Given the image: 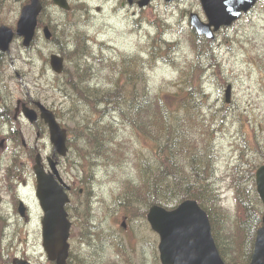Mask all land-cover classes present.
<instances>
[{
	"label": "rangeland",
	"instance_id": "obj_1",
	"mask_svg": "<svg viewBox=\"0 0 264 264\" xmlns=\"http://www.w3.org/2000/svg\"><path fill=\"white\" fill-rule=\"evenodd\" d=\"M25 2L0 0V25L15 27ZM69 2L74 10L65 12L53 0H45L48 10L42 14L41 21L48 23L55 33L52 40H46L40 28L31 47H24L22 40L16 39L10 54L2 53L0 97L4 99L10 94L14 104L17 99L31 95L53 109L71 134L72 130L76 134L81 131L79 127L93 126L98 118L92 106L91 110L84 101H79L75 90L66 82L76 67L87 72L83 82L77 80L81 88L107 91L113 89L116 77L113 67L124 58H136L140 73L147 65L150 93L161 89L174 92L181 68L197 59L192 38L204 41L205 50L209 47L211 50L201 60L206 68L201 106L209 122L216 119L212 123L216 171L213 183L223 214L215 225V234L225 240L238 231L239 192L250 195L256 209L264 212L255 178L257 168L264 163V0H259L233 25L221 29L211 45L190 24L191 12L206 19L200 0H153L145 8L128 0ZM84 35H90L87 46L81 42L88 57L72 54L64 72H55L50 65L51 54L69 55L60 46L70 45L68 51H73L77 40ZM159 38L172 45L168 57L150 62L148 59L154 54H160ZM228 84L233 86L229 104L225 102ZM138 87L144 89L141 81ZM106 120L115 122L117 132L113 141L105 145L104 156H97L85 137L71 135L73 145L69 155L60 158V175L70 186L71 200L67 204L73 220L70 263L161 264L159 235L149 225L147 213L143 216V205L122 204L130 194L131 184L141 180L139 164L153 156L152 143L140 139L130 126L120 121L117 113L110 112ZM8 136L12 137L3 140ZM22 138L29 149L23 145ZM53 148L43 121L33 125L20 117L11 126L0 120V264H12L15 257L30 259L35 264H55L42 248L43 211L35 193L34 171L37 152L47 163L46 156L52 154ZM238 164L241 171L237 170ZM236 171L240 181L234 180ZM252 172L253 177L249 176ZM239 184L241 189L237 187ZM20 198L31 208L29 220L28 214L22 216L19 212ZM6 217L13 225L4 230ZM253 229V225L247 227L242 241L236 240L233 251L227 253L228 258L234 255L239 258L243 250L247 252L249 248L244 246L256 237L259 226L254 233ZM239 264H245V259Z\"/></svg>",
	"mask_w": 264,
	"mask_h": 264
},
{
	"label": "trees",
	"instance_id": "obj_2",
	"mask_svg": "<svg viewBox=\"0 0 264 264\" xmlns=\"http://www.w3.org/2000/svg\"><path fill=\"white\" fill-rule=\"evenodd\" d=\"M192 40L197 51V59L181 68L180 77L175 81L177 89L174 92L161 89L151 94L147 87V65L142 67L140 73L136 58H124L113 67L112 71L114 73L116 71V77L113 89L107 91L90 89V87L81 88L77 80L83 82L87 72L76 67V72L68 76L66 82L75 90L79 101H84L91 110L93 108L92 112L98 118L93 126L79 127L81 131L76 134L72 130V136L85 137L92 146L93 152L99 157L104 156L107 151L105 145L113 141L117 132L114 127L115 122L106 118L110 112L117 113L120 121L130 126L140 139L152 143L153 153L152 157L143 159L139 164L140 182L135 183L136 185L128 182L131 184L130 194L122 204L129 207H135V203L142 204L143 216H146L147 209L152 204L174 207L185 199H196L208 211L216 242L228 264H239L242 259L248 264L255 242L254 236L244 246L246 249L249 248L247 252L243 250L239 258L235 255L228 258L227 253L233 251L236 240L239 243L242 241L241 236L245 235L249 225H253L255 230L261 225L264 212L261 208L256 209L250 195H240L239 192L238 231L229 234L225 240L222 237L220 240L215 234V225L219 224L218 218H223L221 199L213 183L216 171L213 168L215 158L212 149L214 136L212 123L215 124L216 119L209 122L204 117L201 106L204 98L201 86L206 71L201 60L203 55H208L211 47L205 50L204 41L201 42L194 37ZM157 41L160 54L159 56L154 54L148 59L150 62L168 57V49L172 46L170 43H165L162 38ZM206 41L211 45L210 40ZM81 42L83 39H78L74 51L85 50ZM62 46L60 48L65 51L67 46L65 48ZM67 57H72V53ZM140 81L144 85L142 91L138 87ZM70 144L72 146L73 141ZM237 174H239L237 171L233 174L234 180H239ZM249 176L253 177L254 172ZM237 187L241 189L240 184ZM70 260L72 259H69V264H71Z\"/></svg>",
	"mask_w": 264,
	"mask_h": 264
},
{
	"label": "water",
	"instance_id": "obj_3",
	"mask_svg": "<svg viewBox=\"0 0 264 264\" xmlns=\"http://www.w3.org/2000/svg\"><path fill=\"white\" fill-rule=\"evenodd\" d=\"M59 6L69 8L67 0H54ZM133 1V0H130ZM172 1V0H168ZM208 22L199 14L191 13V24L201 35L213 38L215 32L224 25H230L238 19L243 11H248L257 0H201ZM151 0H140L139 5H148ZM43 9L41 0H30L21 10L17 28L8 25L0 26V49L9 51L15 36L23 37L25 46H30L34 40L38 25V16ZM44 32L50 39L52 32L45 26ZM53 69L61 73L64 69V58L58 54L51 55ZM231 88L227 89V101H230ZM41 116L50 128V139L55 149L66 154L68 147L67 129L62 127L55 113L42 102H37ZM26 115L34 121L38 113L26 109ZM40 154L37 156L35 171L37 175V197L44 211L43 245L48 257L56 264H68L70 253L71 220L66 210L69 196L63 186L55 180L58 175L56 163L51 164L54 172L47 173L43 167ZM257 188L264 203V165L256 173ZM21 212L24 213L23 208ZM148 220L152 228L160 235V257L163 264H227L222 258L212 234L208 213L194 199H186L175 208L168 209L154 204L148 212ZM14 264H32L25 259L16 258ZM250 264H264V216L263 224L258 229L255 248Z\"/></svg>",
	"mask_w": 264,
	"mask_h": 264
},
{
	"label": "flooded vegetation",
	"instance_id": "obj_4",
	"mask_svg": "<svg viewBox=\"0 0 264 264\" xmlns=\"http://www.w3.org/2000/svg\"><path fill=\"white\" fill-rule=\"evenodd\" d=\"M138 2L137 0H134L133 3H136ZM71 9H72V5H71ZM10 94H8L4 99H2L0 97V120L5 122V123H8L9 125L13 126L14 125V120H19L20 117L24 118V120H28L30 123L31 121L29 119H27L24 115V110H25V107H30L32 109H35V110H38V117L36 118V120L34 122H32L31 124L33 125H36V124H39L40 122L43 121V124H45L44 120L40 119L41 115H40V109L38 108L36 102L37 100L34 99L31 95H28L27 97H25L24 99H17L16 100V103L12 104L11 102V99L9 98ZM46 125V124H45ZM48 130H49V126L46 125ZM35 127V126H33ZM39 135H40V132H38ZM12 136H8V137H4L3 140H7L8 138H11ZM22 142H23V145L26 147V148H30L29 144L26 142V140L24 138H22ZM32 149H34L33 147H31ZM40 153V152H39ZM62 156L56 151L54 150L53 148V152L51 155H47L46 158H47V163L45 162V159L43 158V155H42V158H41V161L44 165V167L46 168L47 171L50 170V165L52 163H56V166L58 167L59 166V171H60V164H61V158ZM20 200H24V199H19L18 202H20ZM25 202V200H24ZM27 205H26V210H27V220L30 219L31 217V208L29 206V204L27 202H25ZM19 209V208H18ZM2 222V221H0ZM13 224H12V221L9 220V226L11 227Z\"/></svg>",
	"mask_w": 264,
	"mask_h": 264
},
{
	"label": "bare ground",
	"instance_id": "obj_5",
	"mask_svg": "<svg viewBox=\"0 0 264 264\" xmlns=\"http://www.w3.org/2000/svg\"><path fill=\"white\" fill-rule=\"evenodd\" d=\"M83 43H84V42H83ZM84 44H85V43H84ZM76 45H77V44H75L73 48L76 49V47H77ZM68 47L70 48V45H69ZM68 47L65 49V51H67L68 53H72L73 55H76V56H77V55H82V57H84V55L87 56V53H86L85 50H81V49H80V50H76V51H74V50H75V49H74L73 51H68ZM3 57H4L3 54L0 53V62H1V60H2Z\"/></svg>",
	"mask_w": 264,
	"mask_h": 264
}]
</instances>
